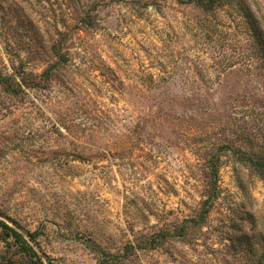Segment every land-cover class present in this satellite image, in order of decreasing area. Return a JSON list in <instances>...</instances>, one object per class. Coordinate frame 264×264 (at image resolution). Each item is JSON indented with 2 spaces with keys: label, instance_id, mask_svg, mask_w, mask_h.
<instances>
[{
  "label": "rangeland",
  "instance_id": "1",
  "mask_svg": "<svg viewBox=\"0 0 264 264\" xmlns=\"http://www.w3.org/2000/svg\"><path fill=\"white\" fill-rule=\"evenodd\" d=\"M88 12L90 25L79 18ZM264 0H0V218L45 264H249L264 253ZM61 54L63 57L56 56ZM201 227L118 259L136 232ZM134 233V234H133ZM234 233V234H232ZM244 234L242 243L227 235ZM26 264L0 244V264Z\"/></svg>",
  "mask_w": 264,
  "mask_h": 264
},
{
  "label": "trees",
  "instance_id": "2",
  "mask_svg": "<svg viewBox=\"0 0 264 264\" xmlns=\"http://www.w3.org/2000/svg\"><path fill=\"white\" fill-rule=\"evenodd\" d=\"M180 3L190 4L193 3L197 7L202 8L204 11L211 12L215 7L219 6L221 3L228 0H178ZM91 19L88 12L82 14L79 18V21L82 24L90 25L89 20ZM248 25L250 32H252V38L257 40V45L262 47L261 52L257 53L254 58L259 59L264 62V40L259 39V29L258 23L256 20L250 16L248 17ZM60 58L63 57L61 54H56ZM0 85L6 88L7 92H11L9 88V78L0 75ZM215 157L206 159L204 165V179H205V188L202 195V201L199 204L198 211L196 215L190 219H185L178 224H175L172 229H164L161 233L153 232H136L134 239L127 243L123 249L122 256L118 259H123L124 261L128 259L131 253L136 251H151L158 247V245L165 241L168 238H178L184 237L185 234H188L189 229H194L201 227L205 223L211 209L214 207L215 203L219 200L222 194V189L220 187L219 179V164L218 159L214 160ZM252 162V169H254L258 174L264 179V159L261 156H258L255 161ZM134 234V233H133ZM234 234V233H232ZM241 235H227L228 239L232 243H242L244 234ZM36 232L31 233L29 239L26 238L15 226L10 225L7 221L0 218V244L6 245L9 247H14L16 253L20 255L26 262V264H45L41 259L34 246L31 244V241L35 239ZM7 259L4 264L14 263L11 261V258H2ZM98 264H126L125 262H115L114 255L107 252H98ZM127 262V260H126ZM249 264H264V253L258 259H250Z\"/></svg>",
  "mask_w": 264,
  "mask_h": 264
}]
</instances>
